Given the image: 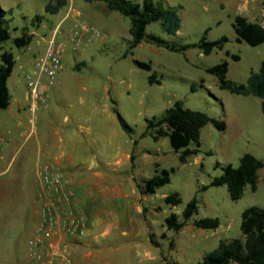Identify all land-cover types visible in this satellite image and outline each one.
Here are the masks:
<instances>
[{
    "label": "rangeland",
    "instance_id": "obj_1",
    "mask_svg": "<svg viewBox=\"0 0 264 264\" xmlns=\"http://www.w3.org/2000/svg\"><path fill=\"white\" fill-rule=\"evenodd\" d=\"M129 1L141 3L142 0ZM154 1L165 7H180L179 31L175 35H168L158 22L151 23L145 29L143 41L124 57L131 41L129 19L106 8L104 11L95 9L94 6L103 5L101 3L68 0L65 8L56 14H50L44 11L46 0H0L1 8L7 12L10 34L9 40L2 44V49L11 51L17 58L7 81L10 105L7 109L0 110V138L4 136L12 139L19 135L16 132L8 134V126L12 123L10 115L18 116L22 113L20 117L24 128L29 126L31 112L25 96L24 76H33L35 69L29 60L32 55L44 52L54 28L59 25L55 43L64 46L61 65L64 67L63 88L66 99H70L68 105L70 102L74 103L70 108L74 112H91L88 113L91 116L88 123L92 128L91 137L101 142L105 132L107 131L108 139L109 133L115 128V140L123 148L133 149L136 154L142 148L157 153H152L148 158L138 154L143 172L150 173L151 161H156L160 168L174 170L170 175V183L150 196L151 203H146L154 212L155 225L152 232L155 245H151L152 251L162 261L164 258L170 264H199L204 255L217 248L219 241L241 237V213L245 209L264 208V168L257 173L256 191L252 192L246 186L238 200H231L226 186L208 187L205 191H199L202 186H208L214 177L220 176L226 165L238 167L244 154H251L264 164V113L261 110V99L220 90L216 78L206 72L208 68L226 61L227 80L246 84L250 73L259 71L264 63V43L252 47L245 42H237L232 25L236 16H248L241 8V5L248 2L251 17L264 26V0ZM260 5L261 9L258 8ZM76 11L82 14L80 20L87 23L91 32L73 50L69 36L73 24L78 21L74 16ZM90 11L97 21L92 22L88 18ZM36 16L41 18L39 23L34 22ZM248 19L252 20L250 17ZM29 32L34 34L29 46L16 48L13 39ZM221 37H226L228 42L221 50L215 49L209 55H204L198 48H190L184 52L170 51L157 47L150 39L182 47L196 46L202 38L207 42H214ZM225 52L237 55L239 60H233ZM134 60L150 64L151 70L136 67ZM83 62L85 66L74 69ZM20 64L23 65L22 68L19 67ZM151 75L160 84H150L148 78ZM82 86L86 90H82ZM71 87L75 89L70 90ZM79 96L84 104L79 102ZM52 99V94L48 93L46 103L38 110L49 106V102L54 103ZM175 101H182L187 109L223 121L226 126L223 131L217 130L212 124L203 127L199 152L190 156L185 163H180L179 153L173 151L167 138L154 141L148 135L141 137L146 120L160 117ZM53 105L60 113L63 112L58 105ZM93 111H98V119L104 120L102 124L96 122L97 117H93ZM115 111L133 129V135L129 136L122 131L118 122L112 125V119L117 121ZM133 140H137L134 148ZM19 141L21 143L23 139ZM1 147L2 144L0 152ZM189 148L194 147L191 144ZM31 184L28 192L32 195V204H28L29 212L25 207L26 212L21 214L16 207L17 198L13 195L9 197L8 192L0 187V264H37L29 256L38 207L34 192H31ZM173 193L179 194L181 203L172 208L163 203L162 197ZM193 197L197 198L198 211L186 223V227L178 232L166 230L164 218L175 213L181 220L185 205ZM9 202L11 203L8 204ZM204 218H217L219 227L216 230L195 228L194 221ZM133 263L134 261H121L115 264Z\"/></svg>",
    "mask_w": 264,
    "mask_h": 264
},
{
    "label": "crops",
    "instance_id": "obj_2",
    "mask_svg": "<svg viewBox=\"0 0 264 264\" xmlns=\"http://www.w3.org/2000/svg\"><path fill=\"white\" fill-rule=\"evenodd\" d=\"M94 7L101 11L106 8L100 4ZM248 7V2L241 5L248 15L245 18L249 22L259 23L251 17ZM261 7L260 5L258 8ZM74 16L81 21L82 14L79 11H76ZM88 16L92 22L98 20L91 11ZM27 34L34 36L32 32ZM33 56L29 60L30 63ZM14 59L16 65L17 58ZM85 65L84 62L79 63L74 69L78 70L80 66ZM19 67L22 68L23 65L20 64ZM63 73L64 67L61 65L53 86L48 90V93L52 94V101L63 110L62 113L54 108V103L49 102L46 108L30 114L29 126L25 128L20 117L22 113L18 116L10 115L12 123L8 126V134L16 132L19 135L12 139L4 136L0 138L3 146L0 152V187L8 192L9 197L13 195L17 198L16 207L21 214L29 212L28 204H32V195L28 192L29 184L32 183L31 192H34V199L38 204L36 225L38 195L42 191L37 168L40 165H48L62 175L73 192L74 211L83 215L86 220L84 235L76 239L55 241V253L60 249L61 255L70 259L73 264H115L121 261H134L133 264H164L159 255L152 251L150 241V236L154 238V212L146 203H151V197L142 196L137 187L151 178L156 169H164L160 168L156 161H151L150 173L143 172L138 154L148 158L152 153H157L142 148L136 154L133 149L123 148L121 143L115 140V128L109 133L108 139L107 131L101 142L92 138V128L88 125L91 119L88 113L91 112H74L70 109L74 103L70 102L68 105L70 99H66V91L63 88ZM73 89L75 87L70 88ZM84 89L82 86V90ZM79 102L84 104L83 99ZM92 113L95 119L97 117L96 122L102 124L104 120L98 119V111ZM111 122L114 125L118 119H112ZM133 133L134 131L131 135ZM21 138L23 141L20 143ZM132 143L134 148L137 140ZM55 261L56 264H63L62 259L58 257Z\"/></svg>",
    "mask_w": 264,
    "mask_h": 264
},
{
    "label": "trees",
    "instance_id": "obj_3",
    "mask_svg": "<svg viewBox=\"0 0 264 264\" xmlns=\"http://www.w3.org/2000/svg\"><path fill=\"white\" fill-rule=\"evenodd\" d=\"M86 3H101L109 11L117 12L127 17L130 22L129 34L131 41L128 52L124 57L143 41L145 29L151 24L158 22L161 29L168 35H175L180 29L179 8L160 4L154 0H142L135 3L129 0H83ZM68 5V0H46L44 11L56 14ZM7 12L0 6V110H5L10 104V94L7 87L14 65L15 59L11 51L3 50L2 44L10 38L7 28ZM40 16L34 18V22H40ZM233 29L237 42H245L249 46L255 47L264 43V26L259 23L249 22L245 17L236 16L233 22ZM157 47H164L170 51L184 52L190 48H198L204 55H209L215 49H222L228 42L226 37H221L214 42H207L205 38L196 46L175 47L167 45L159 39L150 38ZM32 40V36L22 34L13 39L16 48L27 47ZM233 60L238 61L237 55H230ZM134 65L140 69L150 71V64L133 61ZM228 63L221 62L206 72L214 76L220 90L228 91L231 94L248 96L252 95L261 99V110L264 113V63L258 72H251L246 84H237L226 78ZM155 76L148 78L150 84L160 82L154 81ZM119 125L125 133L132 134L133 129L127 125L123 118L115 111ZM207 124H212L217 130L223 131L226 126L223 121L208 117L206 114L193 111L184 107L182 101H175L171 108L167 109L160 117H152L146 120L145 130L141 137L150 136L154 141L160 138H167L170 147L179 153L180 163H185L187 159L199 152L201 129ZM193 145V149L189 146ZM264 168V164L251 154H244L239 160L238 167L226 165L222 168V174L214 177L208 186H202L199 191H205L208 187L226 186L231 200H238L246 186L252 192L257 189V173ZM173 169H156L155 174L137 184L142 196H151L155 191L170 183V175ZM163 203L167 206L175 207L181 203L178 193L166 195ZM198 201L193 197L184 207L181 213V220L175 213H171L164 219L166 230L174 232L180 231L186 223L197 213ZM194 227L202 230H216L219 227L217 218H204L193 223ZM241 237L231 241H219L215 250L207 253L199 264H264V208L249 207L241 213L240 223ZM150 241L155 245L154 238L150 236ZM165 264L166 262L163 258Z\"/></svg>",
    "mask_w": 264,
    "mask_h": 264
},
{
    "label": "built area",
    "instance_id": "obj_4",
    "mask_svg": "<svg viewBox=\"0 0 264 264\" xmlns=\"http://www.w3.org/2000/svg\"><path fill=\"white\" fill-rule=\"evenodd\" d=\"M58 31L59 25L54 28L44 52L34 54L32 65L35 73L33 76H24L25 96L28 109L32 114L46 103L48 90L53 86L56 75L61 69L64 46L55 43ZM90 32L91 28L86 23L76 21L69 36L72 49L75 50ZM1 142L0 140V144ZM37 175L42 191L38 195V221L33 230L29 256L37 264H56L57 257L62 259L63 264H73L70 259L61 255L60 249L58 253H55L54 244L55 241H62L65 238L76 239L83 236L86 232L85 217L74 211L73 192L59 172L48 165H40L37 168Z\"/></svg>",
    "mask_w": 264,
    "mask_h": 264
}]
</instances>
